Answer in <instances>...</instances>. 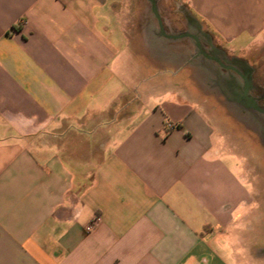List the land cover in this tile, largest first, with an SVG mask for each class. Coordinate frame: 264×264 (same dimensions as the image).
<instances>
[{
  "label": "crops",
  "instance_id": "0c3cea01",
  "mask_svg": "<svg viewBox=\"0 0 264 264\" xmlns=\"http://www.w3.org/2000/svg\"><path fill=\"white\" fill-rule=\"evenodd\" d=\"M135 1L0 0V264H240L237 156L162 76L180 39ZM181 2L227 51L264 56V0Z\"/></svg>",
  "mask_w": 264,
  "mask_h": 264
},
{
  "label": "rangeland",
  "instance_id": "374dc122",
  "mask_svg": "<svg viewBox=\"0 0 264 264\" xmlns=\"http://www.w3.org/2000/svg\"><path fill=\"white\" fill-rule=\"evenodd\" d=\"M158 3L161 4L166 33L180 35L188 31L197 34L207 53L247 76L249 96L253 98L260 94L259 106L264 109V56L258 58L256 53L253 58L251 53L247 57L227 51L207 36L201 26L192 24L194 22L182 9L181 0H158ZM150 17L156 25L154 16L151 14ZM164 72L162 76L166 80L180 84L201 103L202 110L220 136L219 147L236 154L252 201L243 207L247 218L239 228L234 244L240 255V264H264V114L254 111L242 98L240 77L199 56L191 39H164ZM173 74L177 76L173 77Z\"/></svg>",
  "mask_w": 264,
  "mask_h": 264
},
{
  "label": "water",
  "instance_id": "95a60500",
  "mask_svg": "<svg viewBox=\"0 0 264 264\" xmlns=\"http://www.w3.org/2000/svg\"><path fill=\"white\" fill-rule=\"evenodd\" d=\"M148 1H149L150 4H151V11H152V13L154 14V16H155V18H156V20H157V22H158V26H159L160 34H161L163 37H165V38H173V39L191 38V39L194 41V43H195V45H196V47H197L199 53H200L203 57H205V59H207V60H209V61L215 63L216 65H218V66H219L220 68H222L223 70L231 71V72L235 73L237 76L240 77V79H241L242 82H243L242 98H243L244 100H246V101L250 104V106L252 107V109H253L254 111H256V112H258V113H261V114H264V109L261 108V107L257 104V102H256L252 97L249 96L250 84H249V81H248L247 76H246L244 73H242L240 70H238V69L235 68L234 66L224 64V63H223L219 58H217V57H210V56L204 54V53L202 52V50H201V47H200V43H199L198 38H197L196 36H194V35H191V34L186 33V34H182V35H178V36H172V37L167 36V35L165 34V31H164V28H163V25H162L161 19H160L159 15H158L157 12H156L155 2H154L153 0H148Z\"/></svg>",
  "mask_w": 264,
  "mask_h": 264
},
{
  "label": "built area",
  "instance_id": "2783aa9c",
  "mask_svg": "<svg viewBox=\"0 0 264 264\" xmlns=\"http://www.w3.org/2000/svg\"><path fill=\"white\" fill-rule=\"evenodd\" d=\"M20 25L22 24V21L19 23ZM178 128L177 124L170 122V121H165L162 126V130L164 131L165 135H168L174 131H176ZM100 218L95 216L89 224L85 228L86 233H91L95 227L99 224Z\"/></svg>",
  "mask_w": 264,
  "mask_h": 264
},
{
  "label": "flooded vegetation",
  "instance_id": "af4514ba",
  "mask_svg": "<svg viewBox=\"0 0 264 264\" xmlns=\"http://www.w3.org/2000/svg\"><path fill=\"white\" fill-rule=\"evenodd\" d=\"M198 38V40H199V43H200V47H201V50H202V52L204 53V54H206V55H208V56H210V57H216V56H214V55H211V54H209V53H207L204 49H203V46H202V43H201V39L199 38V37H197ZM191 39V38H190ZM192 40V39H191ZM193 41V40H192ZM194 42V41H193ZM195 47H196V45H195ZM196 49H197V47H196ZM197 52H198V55L199 56H201V57H203L200 53H199V51H198V49H197ZM204 59H205V57H203ZM218 58V57H217ZM220 59V58H219ZM207 60V59H206ZM221 60V59H220ZM209 61V60H208ZM222 61V60H221ZM211 62V61H210ZM223 62V61H222ZM224 63V62H223ZM224 64H226V63H224Z\"/></svg>",
  "mask_w": 264,
  "mask_h": 264
}]
</instances>
